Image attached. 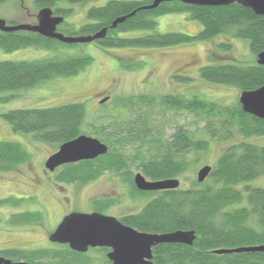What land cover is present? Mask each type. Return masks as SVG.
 Here are the masks:
<instances>
[{"label": "trees", "instance_id": "1", "mask_svg": "<svg viewBox=\"0 0 264 264\" xmlns=\"http://www.w3.org/2000/svg\"><path fill=\"white\" fill-rule=\"evenodd\" d=\"M9 1L0 0V5ZM85 1L34 0V4L39 9L48 6L53 14L65 17L69 9L60 3ZM152 2L106 0L103 4L87 8L86 21L80 26H71L64 20L59 25H64V29L69 31L67 34L72 36L94 34L106 28L103 37L91 41L100 48L165 47L195 39L212 40L217 35L240 37L248 41L253 61L246 64L209 63L200 67L199 76L213 84L235 87L239 94L264 84V66L257 62V54L264 50V15L256 14L238 2L192 5L180 0H165L154 8H143ZM180 12L201 23L202 27L196 34L156 30L154 16ZM124 15L123 21L111 27L114 19ZM136 29L151 32L138 36L119 35ZM57 30L60 31L58 27ZM62 44L76 43H63L27 30L0 31V49L4 51L29 46L55 49ZM216 46L223 52H229L232 44L224 40ZM91 60L87 54L37 60H0V91L23 89L48 79L76 74ZM172 77L188 79L179 74ZM113 109L118 114H114ZM171 110L193 114L202 120L207 138H195L183 124L175 125L167 137L155 130L154 120ZM124 114L127 117H122ZM1 116L13 131L34 134L38 140L58 146L80 134L103 141L108 146L104 154L57 167L55 181L82 184L97 179L104 172L127 175L133 196H152L138 211L120 216L123 223L152 233L179 229L194 231L195 239L190 245L163 242L153 246L154 264H264V251L214 252L217 248L264 243V186L249 184L264 175V144L245 140L233 144L221 153L203 182L194 180L185 188L138 190L133 183L134 174L130 171V165L134 164L138 172L149 180L175 178L190 165L188 155L191 152L206 151L211 139L228 138L233 127L245 138L264 135V118L244 111L238 97L232 103H221L181 93L129 94L117 98L111 109L94 116L91 122L86 120L82 102L14 108ZM129 146L133 148L134 155L127 153ZM142 151L148 152V156H141ZM28 158L29 153L21 143L0 140V171L12 170ZM23 200L8 196L0 198V203L18 205ZM115 202L112 198L95 199L92 210L102 212ZM42 218L39 210H26L11 213L8 222L14 225L37 223ZM97 250L102 251L105 264H109L107 249ZM0 256L13 261L24 260L28 264H90L91 261L86 252L59 243L50 248H3Z\"/></svg>", "mask_w": 264, "mask_h": 264}, {"label": "rangeland", "instance_id": "2", "mask_svg": "<svg viewBox=\"0 0 264 264\" xmlns=\"http://www.w3.org/2000/svg\"><path fill=\"white\" fill-rule=\"evenodd\" d=\"M105 2L87 0L83 3H60L69 9L64 21L78 27L86 21L87 8ZM38 9L34 0H11L0 5V18L6 23H32L36 20ZM153 18L157 22L156 30L160 32L177 31L193 35L202 27L199 21L189 18L184 12L166 13ZM57 27L61 33L68 35L69 31L64 29V25ZM150 32L147 29H136L119 35L138 36ZM224 40L232 44L229 52H223L216 46ZM76 54L92 57L91 62L76 74L48 79L23 89L0 91V140L19 142L29 153V158L16 168L0 171V198H24L18 205L0 203V249L55 247L48 236L69 212L90 211L93 200L112 198L116 202L102 212L119 217L138 211L152 196H133L127 175L119 176L113 172H104L97 179L82 184L55 181V173L59 168L50 171L44 162L58 149V145L38 140L34 134L13 131L1 114L14 108L82 102L86 120L91 122L94 116L105 114L111 109L117 98L136 93H181L232 103L239 95L238 89L203 80L199 76L200 67L216 62L246 64L254 60L248 41L229 35H217L212 40L195 39L165 47L100 48L93 42H86L62 44L55 49L32 46L12 51L0 49V60H37ZM173 74L187 76L188 79L174 78ZM105 95H108L107 100L100 103L98 99ZM113 113L118 114V111L113 109ZM152 124L165 137L175 125L183 124L195 138H207L203 130L204 122L193 114L171 110ZM230 132L226 139H211L206 151L191 152L188 155L190 165L175 177L179 180V187H189L197 180L196 174L201 166H213L221 153L233 144L243 140L264 144V135L245 138L235 127ZM127 153L135 154L131 146L127 148ZM140 155L147 157L148 152L142 151ZM130 171L133 174L138 172L134 164L130 165ZM249 184L264 186V175ZM26 210H39L43 216L42 221L15 225L8 222L11 213ZM86 255L91 260L90 264H105L102 251L87 250Z\"/></svg>", "mask_w": 264, "mask_h": 264}, {"label": "water", "instance_id": "3", "mask_svg": "<svg viewBox=\"0 0 264 264\" xmlns=\"http://www.w3.org/2000/svg\"><path fill=\"white\" fill-rule=\"evenodd\" d=\"M165 0H153L143 8H154ZM192 5H224L238 2L251 8L256 14L264 15V0H180ZM117 17L111 23L115 27L125 19ZM64 20L62 15H55L50 7L38 10L36 20L32 23L8 24L0 18V31L27 30L37 32L45 37L54 38L63 43H86L101 38L106 33L102 28L89 35H65L57 30V26ZM257 62L264 66V50L257 54ZM103 98L101 102L105 101ZM238 100L244 111L257 117L264 118V84L253 90L241 91ZM108 146L98 138L80 134L65 141L58 149L50 154L44 162L45 167L54 171L57 167L80 160L92 159L104 154ZM212 169L211 165L201 166L196 174L198 182H203ZM133 183L138 190L156 191L173 189L179 186L177 178L149 180L142 173L136 172ZM49 240L59 244H67L69 248L85 252L90 247H109L107 258L110 264H154L152 261V247L158 243L173 242L190 245L195 239L193 230H174L164 233H152L137 230L126 225L116 217L97 211H71L66 214L55 229L49 234ZM264 251V243L257 245L237 246L233 248H217L215 253L254 252ZM0 264H28L24 260L13 261L0 256ZM174 264V263H166Z\"/></svg>", "mask_w": 264, "mask_h": 264}, {"label": "flooded vegetation", "instance_id": "4", "mask_svg": "<svg viewBox=\"0 0 264 264\" xmlns=\"http://www.w3.org/2000/svg\"><path fill=\"white\" fill-rule=\"evenodd\" d=\"M103 98H108V95H105L104 97H102V98H100V99H98L99 100V102H101V100L103 99ZM164 190V189H163ZM91 211H94V210H90V211H86V212H91ZM101 213H103V212H101ZM108 215H110V214H108ZM112 216H114V215H112ZM114 217H116V216H114ZM120 217V216H119ZM119 217H116L118 220H120L119 219ZM121 221V220H120ZM122 222V221H121ZM123 223V222H122ZM125 224V223H124ZM127 225V224H126ZM98 248H106L107 249V251H106V254H107V252L110 250V248L109 247H106V246H101V247H90V248H88V250H92V249H98ZM106 257H107V255H106ZM108 259V258H107ZM109 260V259H108ZM111 263V261L109 260V264Z\"/></svg>", "mask_w": 264, "mask_h": 264}]
</instances>
